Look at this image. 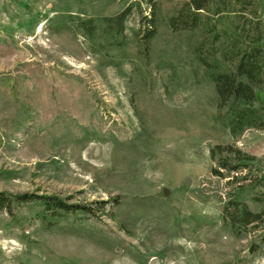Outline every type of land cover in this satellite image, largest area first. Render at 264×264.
Here are the masks:
<instances>
[{"label": "rangeland", "instance_id": "374dc122", "mask_svg": "<svg viewBox=\"0 0 264 264\" xmlns=\"http://www.w3.org/2000/svg\"><path fill=\"white\" fill-rule=\"evenodd\" d=\"M183 1L157 0L144 59L136 12L122 48L76 27L125 0H0V192L109 202L52 229L35 206L0 211V264H264V227L229 231L227 178L212 176L209 157L234 145L264 167V130L232 137L217 121L188 35L167 26ZM262 192L245 200L253 211Z\"/></svg>", "mask_w": 264, "mask_h": 264}, {"label": "trees", "instance_id": "16d2710c", "mask_svg": "<svg viewBox=\"0 0 264 264\" xmlns=\"http://www.w3.org/2000/svg\"><path fill=\"white\" fill-rule=\"evenodd\" d=\"M122 10L99 20L78 19L80 34L95 37L97 32L113 47L125 45L126 23L133 12L139 16L141 50L148 56L151 42L158 33L160 10L157 0H125ZM148 14L143 16L141 5ZM174 33L188 35L192 56L216 97V119L237 137L246 130H264V13L261 0H185L167 18ZM215 162L212 176L226 179L222 218L229 231L241 236L264 227V210L253 211L245 202L248 194L261 189L264 202V167L251 155L234 145H216L209 150ZM108 201L88 204L71 202L55 194H10L0 192V211L14 217L20 205L38 208L35 217L47 229L68 216L84 219L103 213ZM116 203H118L116 201Z\"/></svg>", "mask_w": 264, "mask_h": 264}, {"label": "water", "instance_id": "95a60500", "mask_svg": "<svg viewBox=\"0 0 264 264\" xmlns=\"http://www.w3.org/2000/svg\"><path fill=\"white\" fill-rule=\"evenodd\" d=\"M163 194H164V196H166L167 195V190H163Z\"/></svg>", "mask_w": 264, "mask_h": 264}, {"label": "clouds", "instance_id": "9594fccd", "mask_svg": "<svg viewBox=\"0 0 264 264\" xmlns=\"http://www.w3.org/2000/svg\"><path fill=\"white\" fill-rule=\"evenodd\" d=\"M13 243H15V242H13Z\"/></svg>", "mask_w": 264, "mask_h": 264}]
</instances>
